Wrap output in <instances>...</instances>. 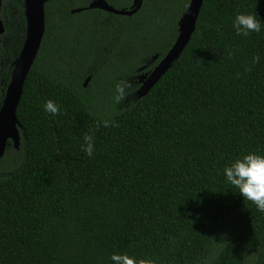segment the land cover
Here are the masks:
<instances>
[{
    "label": "trees",
    "instance_id": "16d2710c",
    "mask_svg": "<svg viewBox=\"0 0 264 264\" xmlns=\"http://www.w3.org/2000/svg\"><path fill=\"white\" fill-rule=\"evenodd\" d=\"M57 10L46 9L17 106L20 146L7 166L16 168L0 176V264H112L113 253L264 264V212L224 175L234 159L264 154V0H203L180 57L144 97L119 105L116 77L135 92L133 69L147 73L167 53L185 9L118 20L91 11L95 24L83 29L85 15L68 11L58 28ZM238 13L255 15L261 31L236 35ZM49 99L59 115L44 110Z\"/></svg>",
    "mask_w": 264,
    "mask_h": 264
},
{
    "label": "water",
    "instance_id": "95a60500",
    "mask_svg": "<svg viewBox=\"0 0 264 264\" xmlns=\"http://www.w3.org/2000/svg\"><path fill=\"white\" fill-rule=\"evenodd\" d=\"M44 1L46 0H24L26 37L20 53L14 60V68L0 107V159L5 153L8 140L12 142L15 149L20 146V124L16 118V110L22 95L25 79L37 57L44 34ZM202 3L203 0H190L187 9H185L178 20L177 36L172 46L154 68L142 76L141 85L137 91V98L144 97L180 57L196 29ZM99 7L102 8L100 10L123 16H131L138 10L133 9L127 12L107 9L105 4L101 2H99ZM156 58L157 56H154L153 60ZM143 68L139 70L141 71ZM89 80L90 77L84 80V88Z\"/></svg>",
    "mask_w": 264,
    "mask_h": 264
},
{
    "label": "flooded vegetation",
    "instance_id": "af4514ba",
    "mask_svg": "<svg viewBox=\"0 0 264 264\" xmlns=\"http://www.w3.org/2000/svg\"><path fill=\"white\" fill-rule=\"evenodd\" d=\"M99 2L104 3L107 9H114L117 11L124 10L127 12L132 11L133 9L138 10L131 16L118 15L100 10L102 8L99 7ZM189 3L190 0H46L43 3L44 28L46 26V9H58L54 13L56 26L58 28L63 25V12L68 11L71 15L84 14L85 16L81 17L80 21H76L77 26L83 29L89 27V25L95 24L89 21L93 15L87 13H90L91 11H102L118 20L122 17H132L141 9H187ZM17 9H21L22 11ZM24 9V0H0V107L14 68V60L20 53L26 37ZM18 45L21 46L17 50L16 47ZM144 74L145 72H141L138 75H141L140 77L142 78ZM137 83L139 82L137 81ZM8 144H11L13 147L10 140L7 141L6 147Z\"/></svg>",
    "mask_w": 264,
    "mask_h": 264
},
{
    "label": "clouds",
    "instance_id": "9594fccd",
    "mask_svg": "<svg viewBox=\"0 0 264 264\" xmlns=\"http://www.w3.org/2000/svg\"><path fill=\"white\" fill-rule=\"evenodd\" d=\"M233 28L236 35L247 37L250 33H259L262 29L261 20L250 13H238L233 20ZM234 54L229 51V58ZM260 62L259 56L252 58V64ZM251 71V68L245 67V72ZM134 85L129 80H119L115 85L113 96L116 104L123 103L130 95ZM44 110L52 116L60 114V106L53 100L49 99L44 103ZM108 120H103L104 127L113 126ZM100 125L98 124L97 127ZM84 143L81 150L89 157L94 153V137L85 134ZM224 175L227 181L239 190L245 200L253 203L258 211L264 212V154L250 152L241 157L234 159L224 168ZM112 264H155L150 258H136L128 253H113L110 256Z\"/></svg>",
    "mask_w": 264,
    "mask_h": 264
},
{
    "label": "rangeland",
    "instance_id": "374dc122",
    "mask_svg": "<svg viewBox=\"0 0 264 264\" xmlns=\"http://www.w3.org/2000/svg\"><path fill=\"white\" fill-rule=\"evenodd\" d=\"M122 53H123V51L120 53V63H121V65H124L125 63H126V59L123 57V55H122ZM125 53V52H124ZM130 53V52H129ZM132 56H134L133 54H131ZM129 57V56H128ZM119 60H117L118 62H119ZM138 71H140L139 69H133V73H134V78H133V80H137L138 82H139V87H140V85H141V75H138L137 73H138ZM148 73V72H147ZM146 74V73H145ZM133 77V76H132ZM116 80H117V82L119 81V80H125V79H120V78H118V76L116 77ZM129 80V79H128ZM102 83H104V81L102 82ZM95 86V83H91V84H89L88 83V85H87V89L88 90H91V88L93 89V87ZM139 87H137V89H136V91L135 92H133V93H131L129 96L130 97H128L127 99H126V101H129L130 100V98L133 96V95H137V91H138V89H139ZM11 149H13V147H12V145L11 144H8L7 145V147H6V152H5V154H4V156L0 159V176H4V175H6V174H8V173H10V172H12V171H14L15 170V163L12 165V166H10V167H7V166H9L10 164H11V162H12V156L13 155H11L12 154V151H11Z\"/></svg>",
    "mask_w": 264,
    "mask_h": 264
}]
</instances>
